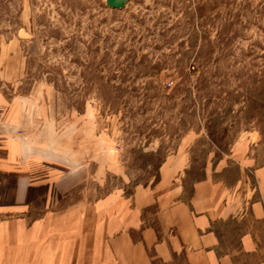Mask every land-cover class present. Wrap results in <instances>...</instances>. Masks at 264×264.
<instances>
[{
	"label": "rangeland",
	"instance_id": "obj_1",
	"mask_svg": "<svg viewBox=\"0 0 264 264\" xmlns=\"http://www.w3.org/2000/svg\"><path fill=\"white\" fill-rule=\"evenodd\" d=\"M0 98L87 173L73 199L129 194L185 152L190 183L221 161L232 182L252 142L264 163V0H0ZM35 195L33 218L61 206Z\"/></svg>",
	"mask_w": 264,
	"mask_h": 264
},
{
	"label": "crops",
	"instance_id": "obj_2",
	"mask_svg": "<svg viewBox=\"0 0 264 264\" xmlns=\"http://www.w3.org/2000/svg\"><path fill=\"white\" fill-rule=\"evenodd\" d=\"M21 103L0 98V173L16 176L10 192L0 181V264H264V163H252L254 142L232 182L221 161L190 183L185 152L129 194L73 199L87 173L63 157L55 132L50 143L22 135ZM47 184L61 206L33 218L28 189Z\"/></svg>",
	"mask_w": 264,
	"mask_h": 264
},
{
	"label": "trees",
	"instance_id": "obj_3",
	"mask_svg": "<svg viewBox=\"0 0 264 264\" xmlns=\"http://www.w3.org/2000/svg\"><path fill=\"white\" fill-rule=\"evenodd\" d=\"M2 178H5V179L8 180V183L6 185H4V182H2ZM0 181H1V191L5 190L7 192H10V190L15 186L16 176H14V175L13 176L12 175L3 176V174L0 173ZM45 190H49V185L48 184L47 185H39V186H30L29 189H28V192H27L26 203L30 204L32 201H34L36 199V195L35 194H38L39 192L42 193V191H45ZM11 201L12 200L7 201L6 203H12ZM3 202H5V200L1 198L0 199V205H2Z\"/></svg>",
	"mask_w": 264,
	"mask_h": 264
},
{
	"label": "water",
	"instance_id": "obj_4",
	"mask_svg": "<svg viewBox=\"0 0 264 264\" xmlns=\"http://www.w3.org/2000/svg\"><path fill=\"white\" fill-rule=\"evenodd\" d=\"M132 0H106L108 7L116 10L124 9Z\"/></svg>",
	"mask_w": 264,
	"mask_h": 264
}]
</instances>
